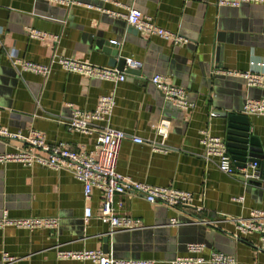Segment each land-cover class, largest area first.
<instances>
[{
  "label": "crops",
  "instance_id": "0c3cea01",
  "mask_svg": "<svg viewBox=\"0 0 264 264\" xmlns=\"http://www.w3.org/2000/svg\"><path fill=\"white\" fill-rule=\"evenodd\" d=\"M76 1L65 6L47 0H0V126L24 137L31 129L40 130L49 144L64 142L91 151L97 133L69 130L65 122L72 109L90 110L101 95L112 94L115 104L108 123L125 133L116 170L132 181L190 191L192 204L174 210L137 194L116 195L117 210L137 219L139 226L111 231L97 218L101 192L93 189L85 199L82 183L68 171L0 164V218L58 219L51 229L1 226L0 264H95L60 258L58 252L65 250H101L168 264L187 255L190 242L203 243V255L217 250L234 256L236 264H264L259 234L239 233L231 219L264 209V176L259 183L244 182L235 164L234 175L224 174L200 143L204 132L224 139L227 119L220 112H238L246 99L264 97V88L248 86L241 75L264 72V2L233 7L216 0ZM125 7L139 9L186 41L174 44L139 32L109 14ZM30 29L47 36L34 38ZM9 48L37 63L69 57L111 66V58L123 57L140 61L141 67L125 72V80L117 83L56 64L44 78L16 69L6 53ZM154 74L183 87L193 106L181 110L166 101L149 80ZM162 118L170 121L165 139L155 131ZM248 118L250 134L264 152V115ZM24 146L22 139L0 137V153ZM238 196L244 199L232 200ZM87 206L92 217L84 220ZM174 217L177 223L172 224ZM4 254L11 259H3Z\"/></svg>",
  "mask_w": 264,
  "mask_h": 264
},
{
  "label": "built area",
  "instance_id": "2783aa9c",
  "mask_svg": "<svg viewBox=\"0 0 264 264\" xmlns=\"http://www.w3.org/2000/svg\"><path fill=\"white\" fill-rule=\"evenodd\" d=\"M65 6L77 4L76 0H47ZM264 2V0H216L217 5H229L236 7L242 2ZM92 7L91 5H87ZM113 17L123 18L130 26L137 31L149 35H156L174 44L184 43L186 39L181 35L164 29L154 24L150 18L144 15L139 9L125 7L124 11H109ZM29 33L34 38L45 39L47 34L38 30L30 29ZM11 64L19 71H27L46 77L53 64L58 65L65 71L80 73L89 77L98 78L112 82L125 80V71L111 66H99L69 57H52L48 63H37L26 60L19 56L18 51L9 48L6 51ZM124 69L130 67L139 69L141 62L125 58ZM248 86L264 88V72L247 71L241 74ZM150 82L163 94L166 101L170 102L177 109L185 110L190 108L186 98V91L183 87L170 83L163 75L154 74L149 78ZM115 101L112 94L101 95L94 108L90 110L72 109L71 116L65 122L69 130L91 134L97 133L96 143L91 151L85 149H72L64 142L49 144L46 142L45 134L36 129H31L24 137L21 133H14L7 128L0 126V137L7 139H22L24 147L16 148L14 151L0 153V164L17 162L24 166L39 165L41 167L64 170L71 173L82 183L83 196L88 199L93 189L101 192V204L97 218L108 224L110 230L134 229L139 226L137 219L121 213L115 207L116 195L133 193L140 195L152 204H160L174 210L191 206L192 193L187 190L175 189L167 186L151 185L141 181H132L116 170V163L121 141L125 137L122 130L109 125V119ZM243 113L246 115H264V97L259 99L248 98L243 104ZM170 121L162 118L157 126L156 133L166 138L169 132ZM138 141H140L138 139ZM200 143L204 147L207 157L215 156L220 171L227 175H234L237 168L227 151L225 140L206 132L202 134ZM156 148V147H154ZM242 180H257L262 177V170L257 162L248 163L239 169ZM243 196L232 197L233 201H242ZM202 207H196L201 211ZM84 220L92 217V210L89 206L84 208ZM235 229L241 234H259V250L264 251V209H252L245 217H231ZM196 218L195 221H198ZM199 221L205 222L204 219ZM210 222V221H207ZM171 223H177L174 217ZM58 224L56 217H21L11 219L4 214L0 218V227L14 225L20 228H55ZM187 255L178 256L170 260L168 264H236L234 256L211 250L208 255H203L204 244L201 242H190L186 246ZM58 256L64 259L90 260L95 264H156L152 258L114 257L101 250H65L59 251ZM3 259H11L6 254Z\"/></svg>",
  "mask_w": 264,
  "mask_h": 264
},
{
  "label": "water",
  "instance_id": "95a60500",
  "mask_svg": "<svg viewBox=\"0 0 264 264\" xmlns=\"http://www.w3.org/2000/svg\"><path fill=\"white\" fill-rule=\"evenodd\" d=\"M125 60L123 57H113L109 65L125 72H138V69L130 67L124 69ZM220 113L227 119L224 140L235 166L243 168L248 163L257 162L262 170V176H264V152L257 138L250 134L249 118L243 113V105L239 107L238 112L223 111ZM248 182L259 183L257 180H249ZM103 241L107 243V235L103 237ZM103 248L106 249L107 246L104 244Z\"/></svg>",
  "mask_w": 264,
  "mask_h": 264
}]
</instances>
